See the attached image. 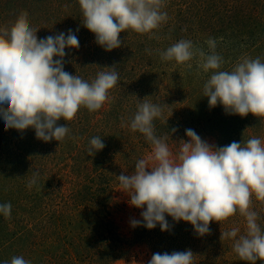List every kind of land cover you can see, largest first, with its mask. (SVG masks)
<instances>
[{
  "label": "rangeland",
  "instance_id": "374dc122",
  "mask_svg": "<svg viewBox=\"0 0 264 264\" xmlns=\"http://www.w3.org/2000/svg\"><path fill=\"white\" fill-rule=\"evenodd\" d=\"M161 11L168 19L154 38L128 30L120 33L121 46L108 52L83 26L78 0H0V29H10L26 12L38 39L69 30L76 34L79 48L65 49L66 72L89 83L106 68L119 73L101 109L81 108L72 121H58L69 128L61 142L39 140L32 128L5 130L0 116V204L12 205L9 218L0 214V264H10L14 256L30 264H148L155 253L185 250L194 254L193 264H250L233 251L232 239H221L234 227L240 229L238 237L245 233L239 213L211 222L210 233L202 237L190 223L171 217H166L168 231L159 225L149 230L142 226L143 209L130 205L117 176L130 175L151 153L150 143L129 127L143 102L162 106V117L153 121L155 133L167 137L174 154L179 142L188 140L186 129L217 147L243 145L253 137L264 143V119L209 107L203 84L211 71L198 69V57L190 61L191 69L160 57L182 39L209 53L211 38L224 61L220 70L231 71L242 57L264 62V0H164ZM95 136L105 147L89 156ZM37 170V183L29 188ZM252 210L264 231V203L254 196ZM133 220L141 226L132 227Z\"/></svg>",
  "mask_w": 264,
  "mask_h": 264
},
{
  "label": "clouds",
  "instance_id": "9594fccd",
  "mask_svg": "<svg viewBox=\"0 0 264 264\" xmlns=\"http://www.w3.org/2000/svg\"><path fill=\"white\" fill-rule=\"evenodd\" d=\"M83 26L95 36L105 51L121 46L120 33L131 30L150 34L168 19L161 11L164 0H78ZM30 27L27 13H21L10 29H0V116L5 130H35L37 139L61 142L69 133L66 123L79 109L89 112L101 109L109 91L119 80L114 67L97 73L89 83L64 70L65 49H78L79 40L71 30L54 36L37 38ZM209 53L196 48L191 40H180L160 52L161 60L209 73L203 84L209 107L221 105L226 114L264 119V62L259 57H242L231 71L220 70L223 58L215 52L216 41H206ZM55 58V59H54ZM163 108L151 102L140 103L130 121V130L141 133L151 145V153L139 159L130 175L117 176L119 187L130 197V205L143 209L142 226L161 231L174 222L190 223L196 234L210 233V223L222 222L239 213L245 218V233L232 228L221 239L233 240V251L241 261L256 264L264 261V231L258 224V213L252 210L253 196L264 203V143L259 138L245 144L233 141L217 147L202 140L192 129H186L188 140L179 142L177 153L170 150L167 137L155 133L153 121L161 118ZM176 129L173 128L172 132ZM105 147L100 136L89 141L88 155ZM34 171L28 187L37 183ZM10 203L0 204V214L11 215ZM141 226L140 220L131 221ZM238 237V238H237ZM191 250L152 255L148 264H193ZM4 264H8L5 261ZM10 264H30L22 256H14Z\"/></svg>",
  "mask_w": 264,
  "mask_h": 264
}]
</instances>
